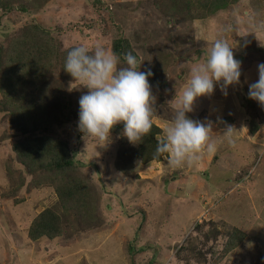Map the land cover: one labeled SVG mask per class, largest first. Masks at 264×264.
<instances>
[{
  "label": "rangeland",
  "instance_id": "rangeland-1",
  "mask_svg": "<svg viewBox=\"0 0 264 264\" xmlns=\"http://www.w3.org/2000/svg\"><path fill=\"white\" fill-rule=\"evenodd\" d=\"M160 4L46 0L37 12H0L3 48L31 22L50 29L62 49L110 50L119 33L135 48L140 71L149 70L156 50L166 47L170 57L162 81L149 82L155 97L153 123L162 131L173 116L169 101L180 94L191 68L202 62L215 40H225L241 61L238 85L230 86L227 95L217 86L211 96L199 97L188 113L193 120L212 122L217 145L215 152L201 154L192 165L171 167L166 157L161 163L136 165L137 178L125 177L115 166L123 134L111 132L107 142L83 139L78 120L58 122L62 118L53 107L52 131L67 141L97 206L93 223L63 218V236L51 241L31 242L27 229L37 213L56 204V196L49 188L34 187L12 150L24 136L10 115L0 113V264H264V108L248 99L249 85L258 80L257 65L264 63V2L239 0L190 24H182L179 13L168 17ZM103 7L107 11L98 10ZM190 31L195 41L186 45ZM59 87L65 100L73 89L76 110V92L83 86L61 81ZM225 124L237 130L231 141L219 134ZM233 228L243 232L244 239L223 254Z\"/></svg>",
  "mask_w": 264,
  "mask_h": 264
},
{
  "label": "trees",
  "instance_id": "trees-1",
  "mask_svg": "<svg viewBox=\"0 0 264 264\" xmlns=\"http://www.w3.org/2000/svg\"><path fill=\"white\" fill-rule=\"evenodd\" d=\"M45 1L29 0L30 7L26 5V0H0V12L4 15L14 11L23 13L29 9L37 12ZM238 1L161 0L160 5L167 11L168 17L174 19L179 13L180 22L190 24L226 10L228 5ZM91 3L99 5L101 0H91ZM14 4L17 5L16 8ZM98 10L107 11V8ZM194 41V33L190 31L186 35V45L194 44ZM73 47L62 49L50 29L34 22L22 26L6 47L0 46V113L10 115L16 129L24 136L22 140L13 143V153L26 175L32 177L34 187L44 186L51 189L57 199L54 206L41 210L31 220L27 229L31 242L42 238L51 241L62 237L65 223L63 218L71 216L74 222L89 224L94 222L96 216L97 203L93 189L80 172L79 164L67 141L53 133L49 122L54 112L53 107L60 112L62 119L56 116L60 123L74 122L79 118V105L76 110L73 108V89L70 90L67 100L59 92L61 81L66 85L73 81L63 70L67 53ZM110 51L117 54L131 52L138 59L132 43L119 33L112 39ZM199 53L196 50L194 52ZM169 57L166 47L163 51L156 50L149 66L152 72L149 82L162 81L161 74L164 73ZM247 84L246 82L245 86ZM86 91L84 89L76 93L81 96ZM122 131L123 125L118 124L111 132L121 136ZM162 134V129L153 123L151 132L137 144H130L126 138L121 137L119 140L122 149L117 151L118 163L115 165L118 171L125 177L137 178L136 165L161 163L167 155L154 157L153 154ZM244 236L243 232L233 228L222 250L223 254L238 247Z\"/></svg>",
  "mask_w": 264,
  "mask_h": 264
},
{
  "label": "clouds",
  "instance_id": "clouds-1",
  "mask_svg": "<svg viewBox=\"0 0 264 264\" xmlns=\"http://www.w3.org/2000/svg\"><path fill=\"white\" fill-rule=\"evenodd\" d=\"M141 63L131 52L117 54L102 46L89 49L75 46L68 51L63 70L79 81L87 91L79 98L77 129L82 138L109 141L112 129L123 125L122 136L137 144L153 127L155 97L152 94L150 70L140 71ZM258 80L248 87V99L264 108V63L257 65ZM241 61L223 39L215 40L195 64L190 78L179 95L169 101L173 116L163 129L154 157L167 155L171 167L192 165L201 154L213 153L217 145L211 121L193 120L188 113L199 97L211 96L219 86L227 95L230 86L240 83ZM237 130L225 124L222 135L231 141Z\"/></svg>",
  "mask_w": 264,
  "mask_h": 264
},
{
  "label": "crops",
  "instance_id": "crops-1",
  "mask_svg": "<svg viewBox=\"0 0 264 264\" xmlns=\"http://www.w3.org/2000/svg\"><path fill=\"white\" fill-rule=\"evenodd\" d=\"M199 21V20H198ZM257 51H259L258 49H256Z\"/></svg>",
  "mask_w": 264,
  "mask_h": 264
}]
</instances>
